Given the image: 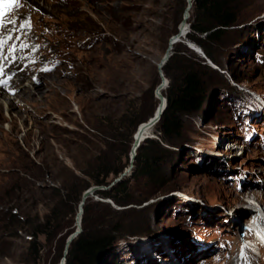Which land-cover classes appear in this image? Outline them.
<instances>
[{"label":"rangeland","instance_id":"rangeland-1","mask_svg":"<svg viewBox=\"0 0 264 264\" xmlns=\"http://www.w3.org/2000/svg\"><path fill=\"white\" fill-rule=\"evenodd\" d=\"M21 4L5 19L16 20L15 27L30 20L31 28L21 29L13 39L33 47L17 53L22 58L8 69L15 73L10 85L23 79V88L35 92L27 102L0 87L3 104L15 101L10 110L2 104L0 109V264H23L33 235L28 219L65 222L67 227L48 240L39 237L41 264H60L79 212V205L64 196L66 181L77 189L82 179L89 181L83 169H91L99 155L111 159L120 144L111 134H126L119 129L122 120L152 110L159 63L179 32L187 0ZM239 9L238 24L212 45L223 66L208 63L215 70L205 72L203 108L186 116L181 134L171 143L156 128L152 139L159 143L143 142L159 176L138 172L129 177L126 203L93 197L87 232L112 238L97 264H228L234 247L237 264L247 251L263 256L237 241L249 210L259 201L246 198L233 207L219 194L233 188L245 197L248 188L262 187L246 179L264 183V0H240ZM193 13L194 6L190 23ZM176 46L186 63L199 62L186 43ZM46 81L53 87L47 88ZM92 124L108 129L92 137ZM84 137L92 142L79 148ZM232 143L237 144L234 149L229 148ZM115 178L110 177L111 183ZM53 186L62 187L63 197ZM8 211L20 221L3 230Z\"/></svg>","mask_w":264,"mask_h":264},{"label":"trees","instance_id":"trees-1","mask_svg":"<svg viewBox=\"0 0 264 264\" xmlns=\"http://www.w3.org/2000/svg\"><path fill=\"white\" fill-rule=\"evenodd\" d=\"M239 6L240 0H195L194 2L193 16L195 19L191 22L192 30L186 37L187 39L189 37L191 41L197 43L198 47L201 46L206 55L219 67H222L223 64L217 58L212 45L220 42L226 31L230 27L238 24L240 19ZM175 33H177V31ZM186 50L191 52L199 62L191 64L186 63L179 53L180 49L178 46H175L174 55L164 67L165 74L170 81L166 92H164V95L168 98V104L156 127V132L160 135V138L167 143H171L172 138L181 134L186 116L198 112L203 108L207 99L208 90L205 72L215 70L207 63L205 58L188 48H186ZM160 81L161 78L156 84V87ZM153 93L152 91V98L154 95ZM154 99H156V103L153 105L152 110L146 115H132L130 118L122 120L121 124H119V129L126 131V134L119 132L120 130H116L111 134L120 143L113 151L111 159L110 157L106 158V155L96 156L97 160H95L91 169H83V173L89 177V181L82 179L84 184L82 186L80 185V188L77 189L68 186L69 182L67 180V184H65L66 186L64 188L66 191L65 195L62 193V187L53 186V190L57 191L58 195L61 197L64 195L67 201L69 200L79 205L82 200L83 192L92 187V185H109L111 183L110 177L112 175L117 177L130 163V151L134 142V133L140 123H146L148 118L153 115L159 103L155 95ZM106 126L107 125L104 127L99 124H92L91 127L95 132L89 134H91L92 137H99L98 133L105 132V128L108 129ZM86 138L87 137L81 139L82 144L79 145V148L85 147L86 144L92 142L91 139ZM145 141H147L146 143H159L157 139L152 138L146 139ZM146 143H142L138 151L136 169L132 177H135L138 172L151 177L159 176L157 173V162L147 151L145 147ZM20 171H22V169ZM14 174L19 177V172L15 171ZM128 181L129 179L127 178L110 189L98 191L97 194L102 198H110L117 204L126 203L128 202V199H126ZM14 187L15 184L11 183L10 189L14 190ZM5 195L9 196V192L7 191ZM92 200L93 197H90L88 200L89 202L87 201L85 204V216L83 217L84 229L71 243L66 264H97L102 251L111 243L112 238L110 237L103 236L99 233L87 232V217L90 213ZM72 212L75 211L72 209ZM6 216L9 220L5 223V226L2 228L3 230L11 227L12 223L15 225V220L17 222L20 221L17 213L8 211ZM26 224L28 228H31L30 232L33 235L31 236L29 250L23 255L21 263L41 264L43 252H41L42 241L39 240V237L46 236L48 240L52 234H56L59 230L66 228L67 225L65 222L54 225L49 219L40 224H38V222L36 223L34 220L28 219L26 220ZM75 227L70 229V233L75 230Z\"/></svg>","mask_w":264,"mask_h":264},{"label":"water","instance_id":"water-1","mask_svg":"<svg viewBox=\"0 0 264 264\" xmlns=\"http://www.w3.org/2000/svg\"><path fill=\"white\" fill-rule=\"evenodd\" d=\"M191 8V5H189L188 7H186L184 15H183V22H185V20L189 17V12L188 10ZM191 31V23L189 22V31L187 33H189ZM178 42H183L186 43L192 50H194L198 55H200L201 57L205 58L207 60V63H209L210 65H215L212 60L206 55V53L204 52V50L202 49L201 46H197V43L191 41L188 37V40L185 42L181 39L180 37V33H176L171 41H170V47L166 53V55L164 56L163 60L159 63V72H160V77H161V81L160 83L157 85L156 89H155V96L159 97L160 94V89L161 88H166L169 86V79L167 78L165 71H164V67L165 65L168 63V61L171 59V57L174 55L175 53V45ZM194 44V45H193ZM161 100L159 101L153 115L150 116V119L153 118V120L151 121V123H155L156 121H160L163 113L165 111V109L167 108V104H168V98L166 95H161ZM141 124V123H140ZM140 124L138 125V127L136 128V131L134 133V142L132 144L131 147V151H130V163L128 164L129 169L125 168V170L120 173L119 176H117L114 181L110 184V185H94L92 187H90L88 190L85 191L82 201L79 203L78 209L79 212L77 213V221H78V216L79 214L83 215L85 212V204L87 202V200L90 197H99L98 196V191L100 190H107L112 188L113 186H115L117 183L131 177L133 175V173L135 172V168H136V158L138 155V151L142 146V139H149V138H155L154 133L152 134H147L145 136H143L142 134H140ZM110 203L116 205V203L110 199L108 200ZM77 227H75V230L73 232H71L67 238V242H66V246H65V251H64V258L62 259L60 264H66L67 262V254L70 248L71 243L73 242V240L80 235L83 232V225H82V219H80L79 222H76Z\"/></svg>","mask_w":264,"mask_h":264},{"label":"bare ground","instance_id":"bare-ground-1","mask_svg":"<svg viewBox=\"0 0 264 264\" xmlns=\"http://www.w3.org/2000/svg\"><path fill=\"white\" fill-rule=\"evenodd\" d=\"M194 2L195 0H187V7L189 5H191V8L188 10L189 12V17L185 20V22H181L180 28H179V32L180 33V37L181 39H185V37L187 36V32L189 31V19L191 17V11L192 8L194 6ZM184 41V40H183ZM180 43V42H178ZM177 43V44H178ZM177 44H174L175 46ZM23 79H21V82H15V86H13L14 83H12V85H10V87L8 89H3L4 91H9L10 89L13 90L14 95H16L17 97L22 98V100L24 101H29L30 100V95L32 92H35V89H25L23 88ZM46 86L47 88H52L53 87V83L52 82H48L46 81ZM168 88V87H167ZM37 90V89H36ZM166 88H161L160 89V94L159 97H157V99L160 101L161 99V95H164ZM28 92V93H27ZM39 95H41L42 91H38ZM15 102V101H14ZM13 101L8 100V102H4V104L0 101V109H1V104H2V108L3 105L6 106L7 110H10V108L12 107V105H14ZM153 120V118L150 119V117L148 118V121L146 123H142L140 126V134H142L143 136L147 135V134H152L154 133L155 128L157 127L159 121H156L154 124L151 123V121ZM145 141V139H142L141 142L143 143ZM127 169H129V166L126 167ZM251 178H248L246 180L250 181V183H258L260 184L262 187H255V188H248L247 189V195L244 197L241 195V193L239 191L233 190V188H228L227 191H222L219 192V194L222 196V198H224V200L230 205V206H237L239 204H243L245 203L246 198L247 199H255L259 202H263L264 201V183L261 182L260 180L257 182L256 180H250ZM255 181V182H254ZM243 185V183H242ZM241 185V186H242ZM225 190V189H224ZM218 193V192H217ZM242 196V197H241ZM245 198V199H244ZM82 201V200H81ZM258 208V207H257ZM252 209V208H251ZM79 211V210H78ZM249 217V216H248ZM80 219H82V223H83V215L79 214L78 216V221H80ZM244 227L246 228L247 226L244 224ZM237 241L240 243L242 241L241 237L237 239ZM237 242V243H238ZM250 248V247H249ZM236 247H234L231 251H230V257L228 260V264H237L236 260H239V258L236 256ZM261 251L264 253V247L261 248ZM262 257H255L254 254L252 252H248L246 253V257L243 258L242 264H264V254H262ZM232 257L236 258V259H231Z\"/></svg>","mask_w":264,"mask_h":264},{"label":"snow or ice","instance_id":"snow-or-ice-1","mask_svg":"<svg viewBox=\"0 0 264 264\" xmlns=\"http://www.w3.org/2000/svg\"><path fill=\"white\" fill-rule=\"evenodd\" d=\"M5 5L8 6L9 9H16L20 6L21 0H0V87L8 89L10 87V81L15 75V73H9L8 69L14 64L17 59L22 57H18L17 53L29 47H33L28 43L21 41L19 45L15 43L13 37L15 33L19 32L21 29L31 28V21L26 20L19 27H15L16 20L14 19H5L8 16V12L5 11ZM13 25L11 30L8 29V25ZM20 37L18 35L15 36V40H19ZM38 48L39 46H34ZM34 62V61H33ZM45 71L49 69H44Z\"/></svg>","mask_w":264,"mask_h":264}]
</instances>
